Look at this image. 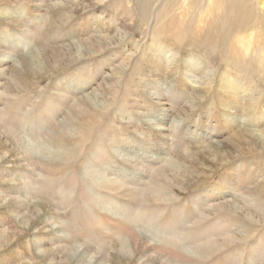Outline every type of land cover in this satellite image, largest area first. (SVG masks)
<instances>
[{
  "label": "rangeland",
  "instance_id": "obj_1",
  "mask_svg": "<svg viewBox=\"0 0 264 264\" xmlns=\"http://www.w3.org/2000/svg\"><path fill=\"white\" fill-rule=\"evenodd\" d=\"M209 1L0 0V264H264V0Z\"/></svg>",
  "mask_w": 264,
  "mask_h": 264
},
{
  "label": "bare ground",
  "instance_id": "obj_2",
  "mask_svg": "<svg viewBox=\"0 0 264 264\" xmlns=\"http://www.w3.org/2000/svg\"><path fill=\"white\" fill-rule=\"evenodd\" d=\"M213 1V2H212ZM211 2H212V4L214 3V7H216L218 10L220 9V4H221V2L223 1V0H212ZM244 1V0H243ZM254 1H256V0H254ZM169 2V1H168ZM210 2V1H209ZM210 2V3H211ZM233 2V1H232ZM239 2V1H238ZM115 3V2H114ZM173 3H178V0H173ZM241 3V2H240ZM244 3H245V5H244ZM244 3L242 2L241 3V5H243V6H240L241 8H247V7H249V6H252V7H259L258 6V3H256V2H253V0H245L244 1ZM235 5V4H234ZM223 6V5H222ZM123 7V6H122ZM128 7V6H127ZM132 7V6H131ZM163 7L164 8H166V9H168L169 7L167 6V2H165L164 4H163ZM231 7H232V5H231ZM239 7V6H238ZM130 8V7H129ZM222 8V7H221ZM225 8V7H224ZM233 8V7H232ZM124 9H126V8H124ZM131 9V8H130ZM248 9V8H247ZM247 9H245V10H247ZM120 10V9H119ZM238 10V9H237ZM120 11H122V10H120ZM132 11V10H131ZM249 11H251V10H249ZM123 12V11H122ZM121 12V13H122ZM129 14H131V16H132V13H130V12H128ZM241 12H238V11H236V16H237V18H238V20L240 19V18H244V19H247L245 16V14L242 12L241 14H240ZM250 13V12H249ZM125 14H126V11H125ZM124 14V15H125ZM135 15V14H134ZM222 15V14H221ZM173 16H174V14H173ZM188 16V15H187ZM220 16V15H219ZM218 15H216L215 17H213V19L215 20V19H222V18H220ZM205 17V16H204ZM231 17H232V15H231ZM234 17V16H233ZM200 18H201V16H200ZM227 18H230V17H228L227 16ZM128 19H129V17H128ZM203 19H205V18H202V20ZM201 22V21H200ZM157 25H158V23H157ZM182 26V25H181ZM159 27H160V24H159ZM184 27V26H183ZM185 28V27H184ZM207 28V27H206ZM183 30V29H182ZM204 30H205V28H204ZM174 33V32H173ZM177 32H176V30H175V34H176ZM188 34H189V32H188ZM177 35V34H176ZM175 35V36H176ZM185 36V35H184ZM186 38V37H185ZM181 39V38H180ZM252 41H253V37H251L250 39H244L243 41H242V43H241V45L244 47V49L245 50H247V51H249L250 50V48H251V44H252ZM196 42H197V40H196ZM174 57L176 58V51H175V53H174ZM190 59H194V58H192V57H190ZM260 59V58H259ZM262 59H264V57L262 58ZM194 60H196V59H194ZM127 161V160H126ZM128 162H131V161H128ZM130 165H132V166H130V169H132V171H137V172H141L140 174H150V175H155V176H157V177H159L160 176V174H159V169L158 168H156L154 165H152V164H145V165H143V164H141V163H138V162H131L130 163ZM145 176V175H144ZM100 179H101V181H105V182H110V184H117L118 183V181H117V178H114V179H112V178H108V177H100ZM138 193H140V194H145V193H151L154 197H157L156 196V194L152 191V190H150V189H146V187H144V188H142V189H140L139 191H138ZM145 200H148V199H145ZM105 206H107L105 209L107 210V211H109V210H111L112 209V206H111V204L110 203H107V204H105L104 205V207ZM127 210H129V209H126V211ZM144 212H145V209H144ZM144 212H141L140 213V216L141 217H144V218H147V219H155V218H157L158 217V214H156V213H151V214H147L146 212L144 213ZM119 217H124V216H119ZM160 217V216H159ZM128 226V225H127ZM130 230H132V228H129ZM116 230H118V232H119V234L120 235H122L123 236V238L124 239H126V240H130L131 241V243L133 244V247L135 248V249H137V248H139V246H138V243H137V238L133 235V233H131V232H133V230L132 231H130V230H128V228L124 225V223H118L117 224V226H116ZM176 230V229H175ZM194 243H195V240H186V241H184V243H183V246H184V248H185V250H187L191 255H193V256H196V258H204L205 257V253L206 252H210L211 251V248H210V246H211V242L210 243H208V244H197V245H194ZM204 246V247H203ZM144 251H145V253H154V254H152V255H157L156 257L158 258H163L164 257V259L165 258H170V259H172V258H174V255L173 254H171V253H169L167 250L166 251H164V250H162L161 248H157V249H145L144 248ZM187 264V263H186Z\"/></svg>",
  "mask_w": 264,
  "mask_h": 264
}]
</instances>
